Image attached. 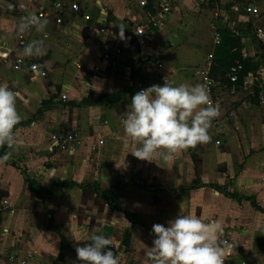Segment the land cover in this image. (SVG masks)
I'll list each match as a JSON object with an SVG mask.
<instances>
[{
	"label": "crops",
	"instance_id": "0c3cea01",
	"mask_svg": "<svg viewBox=\"0 0 264 264\" xmlns=\"http://www.w3.org/2000/svg\"><path fill=\"white\" fill-rule=\"evenodd\" d=\"M63 2H76L81 13L68 7L55 13L47 0H0V84L17 93L21 115L14 128L18 146L6 145L10 157L0 161V264H80L75 239L97 234L118 242L113 251L120 264H152L153 224L167 225L177 215L223 226L222 238L239 247L225 264H264V39L247 11L264 16V0ZM40 7L43 30H22ZM136 24L146 33L142 45L135 42ZM220 31L238 46L218 50ZM33 41L42 55H24ZM126 43L133 46H124L120 64L130 72L103 59L107 48ZM229 53H236L234 63H245L241 85L219 64ZM20 56L46 74L16 69ZM205 72L219 110L209 142L168 161L135 157L139 144L123 126L131 97L166 78L173 85L205 84ZM117 93L114 104H91ZM56 137L66 139L57 143ZM89 183L103 190L123 184L118 210L78 186Z\"/></svg>",
	"mask_w": 264,
	"mask_h": 264
},
{
	"label": "clouds",
	"instance_id": "9594fccd",
	"mask_svg": "<svg viewBox=\"0 0 264 264\" xmlns=\"http://www.w3.org/2000/svg\"><path fill=\"white\" fill-rule=\"evenodd\" d=\"M46 21L35 16L23 23L21 29L35 26L43 30ZM123 38V35H121ZM41 45L33 41L24 55H42ZM18 95L7 85L0 84V146L17 147L15 126L21 115L17 110ZM131 110L123 120L125 134L138 143L131 153L147 161L162 157L168 161L172 154L209 142V128L219 115L205 84L173 85L167 78L163 85L154 84L137 91L131 97ZM10 153L0 157L7 161ZM152 264H225L227 250L234 244L223 237V226L191 215H177L165 224H153ZM75 251L80 264H120L113 249L118 242L103 234L81 237ZM84 241L91 243L79 242Z\"/></svg>",
	"mask_w": 264,
	"mask_h": 264
},
{
	"label": "built area",
	"instance_id": "2783aa9c",
	"mask_svg": "<svg viewBox=\"0 0 264 264\" xmlns=\"http://www.w3.org/2000/svg\"><path fill=\"white\" fill-rule=\"evenodd\" d=\"M47 1L51 3L52 9H53V11L55 13H59L61 10H63L64 7H68L69 10H71L72 13H74V14H80L81 13V8L76 2H63V0H47ZM247 11L250 14L254 15L253 16L254 17L253 23H254V29H255L256 36L258 38H260V39H264V27H263V25L257 24V21L264 22V16H259L258 15V11L255 8H252V9L249 8ZM45 15H46V12L43 10L42 7H40L37 12L28 14L25 17V22H27L31 16H35L38 19H41V18L45 17ZM85 17L87 18V16H85ZM56 22L57 23L60 22V18H57ZM134 30H135V35H136V40H135L136 44L137 45H142L143 41H144V37L146 35L143 26L141 24H136L135 27H134ZM215 42H218V35H216ZM20 44H24V41H21ZM124 46L131 48L133 46V44L132 43H126L125 45L116 44L114 46H111L110 48H107L105 50V52L103 54V59L109 65H111L113 67L121 65V67L125 71L130 72V70H131V66L130 65H128L127 63L120 64V57L124 54ZM24 66H27V68L30 71L35 72V73H37V74H39L41 76H44L46 74V71H45L44 67L41 64H39L38 62L27 60V59H25L22 56L18 57L15 60L14 67L16 69H20V68H23ZM158 66H161L160 62L158 63ZM240 70H242V64L239 61H236L227 70L226 77L233 85H235L236 82L238 81V78H239L238 74H239ZM243 81H245V78L243 79ZM203 82L205 83L208 91L210 92L212 90V88H213V82L208 77V74L206 72L204 73V76H203ZM61 99L65 100L66 96L62 95ZM65 139L66 138L62 139L60 137H56V142L59 143V141L65 140ZM67 139L68 140H72L73 139V135H69L67 137ZM101 143H102V141H100V144ZM10 212H13V210L11 209ZM238 249H239V247L234 245L233 248H230V249L227 250V254H230L231 252H237Z\"/></svg>",
	"mask_w": 264,
	"mask_h": 264
},
{
	"label": "trees",
	"instance_id": "16d2710c",
	"mask_svg": "<svg viewBox=\"0 0 264 264\" xmlns=\"http://www.w3.org/2000/svg\"><path fill=\"white\" fill-rule=\"evenodd\" d=\"M220 36H221V45L219 46L218 50L220 48L222 49V47H223L224 49H226L229 52L231 50V48L238 46V40L235 39L231 33L226 32V31H220ZM235 56H236V53H234V54L229 53L225 60L219 59V64L221 66H223L224 69L228 70V68L234 63V59L236 58ZM240 62L242 64V70L239 71V74H238L239 78H238V81L236 82L237 85H241L243 83V79L246 75V71H245L246 69L244 66L245 63L242 60H240ZM211 70L213 71V68H211ZM120 97H121V93H117L114 95L101 94L98 96V98L96 100L91 102V104H94V105H103V104L110 105V104H114L115 102H117ZM5 150H6V145L0 146V157L4 156ZM63 185L68 187V188L73 187V186H77L76 183H68V182L63 183ZM78 186L82 189V191L85 194L98 196V197L104 199L111 208L118 210L117 194H118V191L122 188L123 184L118 183L115 186H113L107 190H103L96 183L80 184ZM29 187L32 189V187L30 186V183H29ZM34 191L36 192V194H39L41 189L35 188ZM64 246H65V240H64V238H62V247H64Z\"/></svg>",
	"mask_w": 264,
	"mask_h": 264
}]
</instances>
